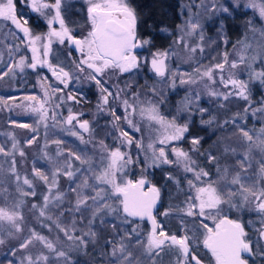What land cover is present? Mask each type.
Wrapping results in <instances>:
<instances>
[{"label": "snow or ice", "instance_id": "1", "mask_svg": "<svg viewBox=\"0 0 264 264\" xmlns=\"http://www.w3.org/2000/svg\"><path fill=\"white\" fill-rule=\"evenodd\" d=\"M19 0H0V24L10 23L16 30L23 33V40H27V45L32 52L30 58L21 56L19 61L14 66L9 67L7 72L0 74V78L7 76L10 73L15 75V69H19L21 72L25 68H31L36 70L39 67H48L52 72V75L64 85V88L68 87L69 80L73 78L69 71H66L64 67L53 65L49 62L47 57L52 50L53 39L60 44L66 42L70 45H74L75 48L81 53L82 59L76 64V70L83 73L85 66L91 71L88 74V78L94 80L101 89V101L102 105L109 104V97H113V93L103 86L102 77L106 71L118 70L120 73L132 72L134 69H138L141 66V58L137 54V49L147 45L148 40H141L137 33L138 16L136 10L130 5L129 0H87L88 3V18L91 22V30L87 36L78 39L71 30L66 26L65 20L61 15V0H55L54 3L45 2V0H24V3L31 8L33 12L39 13L47 19L49 31L46 35L35 34L33 30L28 26V20L22 18V14L18 13L17 3ZM249 7L257 8L259 15L264 19V2L259 4L256 0H249ZM49 11H45V10ZM55 10V15H51V11ZM212 10H219L224 13L229 12V8L223 4L217 3V0H213ZM49 15L51 18L48 19ZM54 23L59 24V29L54 27ZM201 25L199 23H191V31L195 32ZM264 36V32L261 33ZM201 39L203 36L201 35ZM46 41V42H45ZM40 45L38 47L37 45ZM251 48L250 44H244L240 52L237 54L238 59L229 61V54L225 52L223 54V60L214 65L205 67L203 71L200 68L195 69V72L199 74L200 79L207 78L212 85L219 83L228 88L229 85L236 91H230L227 93H220L212 90L209 84H205L210 96H223V99L227 100L230 96H239L240 98L248 101L250 96V89L248 82L235 78V74L230 73L225 77L224 70L225 65H228L231 69H236L238 65L244 64L247 70L250 71V79L253 77L259 79L261 84H264V70L255 72L252 69L248 58L245 54L248 49ZM42 49V55H41ZM191 52H195L196 48L190 49ZM203 51V48H200ZM257 54L250 57L255 62L259 57L264 55V44H259L256 50ZM11 54V53H10ZM43 57V58H42ZM168 58V52H156L152 55L151 70L157 77L162 80L171 78V87H176V77L180 76V84L196 83V80L189 74L188 78H184V74H178L173 72L166 60ZM146 62V61H145ZM219 75L217 80L214 73ZM43 79H47L42 78ZM41 88L44 89L43 97L37 96H25L24 100L28 101L24 105L26 111H30L37 115L38 124H43L45 128L48 127L47 121L52 119L55 123L66 124L72 127L66 129L70 135L77 137L81 143L87 144L88 141L84 140L83 132H90L89 121L86 119L81 120L80 117L83 113H73L71 109L68 110V115L58 119V114L55 109H59L63 103L64 97L58 96L56 99L61 103L54 105L51 115H49V109L46 105L52 100L55 93L62 92L63 89L59 87H53L48 84L45 86L41 83ZM155 92V90L153 89ZM117 93L115 98H118ZM136 96V94H133ZM197 100L199 94H197ZM15 99V98H9ZM68 100H76V97L69 94ZM124 114L123 116L117 115L114 108L109 110V114L113 117V127L120 132L118 144L113 147H109L100 141V148L104 155L101 156V163L99 171L93 168L92 164L87 158L75 152H69L68 157L74 158L80 161L81 167L73 169V164L68 161L63 168L56 167L51 173L42 171L39 167L33 165L31 178L25 175L23 178L19 174H16V169L13 166L11 169L15 175L17 182V191L21 195L35 196L34 180L43 182L47 187V193L43 195V204H33L32 208L39 210V216L45 217L52 208H58L63 202L66 193L58 191L59 179L61 176H65L71 181L74 186L69 188V191L76 195L74 207L69 211L81 212L82 210H91L93 219L100 213L107 215L120 216L124 222L127 221V217L139 218V220H147L150 222V231L147 232L146 243H143V250L149 257L158 256L160 252L175 251L177 254L176 264H203L202 259L196 254L193 249V245L202 243L203 247L211 254L214 264H250V258L256 255V247L259 246V241H253L252 236L246 230V225L241 217L230 218L226 214L224 206L226 205L229 210L236 209L238 212L245 208V205H251L250 210L256 211L264 215V184L260 183L264 181V160L259 162V168L255 174L256 182L253 181V177L249 176L248 169L251 167V154L253 149H258L259 152L264 153V127L259 129L258 134L254 137L244 127H240V135L246 144V149L242 153V158L238 161L239 171H237L230 180L227 179L229 169L225 167L223 169V175L219 177V180H205V177L209 176V172L204 168L199 167L189 154L188 151H184L182 148L173 145V142H179L185 139V134L189 133L190 117L188 122L179 123L178 117L173 116L171 119L161 114L157 105L149 101L147 106H140L138 114L142 120H147L149 124L155 122L159 127L156 129L157 137L147 145V149L150 150L151 155L148 156L147 152L145 162L150 161L149 166L160 167L165 164H177L183 167L186 173H192V178L187 180L189 194L184 202L185 207L181 208L184 216L201 218L199 228L203 229L202 241L195 235L189 236L187 233L178 236L175 233H169L164 230L161 224L157 221L154 215L157 203L160 200L161 189L153 184L151 180L145 175H141L139 179H128L125 169L131 163H133L131 155L122 151V147H131L133 144L138 149L144 150V145L141 141L135 140L134 137L126 130H123L119 126L121 120L135 132L140 131V127L134 122L132 116L137 114V104H139V98L133 103H130L128 99L121 101ZM192 104V100L186 98L184 106L179 111H189V105ZM0 105L9 108L21 107L19 103L9 104L8 99L0 98ZM201 114L206 110L204 108L197 109ZM247 112L248 109H245ZM253 115L256 112L264 113V108L253 109ZM233 117L232 124L237 125V119ZM75 122V124H74ZM202 123L211 124L212 120H202ZM227 124L228 121H225ZM78 125V130H76ZM55 126V124L53 125ZM238 126V125H237ZM18 127L30 128L29 124H19ZM35 133L36 129H32ZM12 149H17V142L15 137H12ZM35 140V136L29 138L26 143L32 144ZM53 143L60 145L63 143L61 140H55ZM201 138L193 136L191 138V144L193 151L199 152V145ZM159 145V147H157ZM170 148V151L168 150ZM236 153L235 148L226 146L225 153ZM0 153L5 156L12 155L6 150L5 147L0 146ZM21 156L25 153L21 150L19 152ZM63 153L58 151L57 155ZM175 156V160L169 158V156ZM204 155V153H201ZM207 159L213 163L217 162V158L208 154ZM136 162H139L137 159ZM87 164L88 167L84 168L83 165ZM13 165L15 161L13 160ZM220 171L219 168L217 169ZM147 171V169H144ZM77 173H80V182L77 183ZM169 180H174L177 184L179 181L175 177L169 175ZM91 181V183H90ZM220 181H224L223 184ZM22 185H26L29 189L28 192L23 191ZM53 189H57V192L53 194ZM240 197V201L236 202V197ZM95 205L93 208L89 204ZM23 201L13 204L11 207H0V223L7 222L17 232L22 231L21 221L23 220V214L20 211ZM63 215V210H61ZM169 213L165 212L167 216ZM49 220L52 219L50 215H47ZM211 220L212 224L209 225L205 221ZM93 221L90 220L91 224ZM75 220L72 221L70 227L75 231ZM183 223V221H182ZM56 227L60 231L64 232L65 236L69 240L76 239L81 245H86L87 241L84 237L96 236L95 232L89 230L82 236H73L70 234L68 228L61 227L60 223H56ZM199 230V229H197ZM133 233H136V228L132 229ZM128 235V234H126ZM259 237L264 239V227L259 229ZM33 238L41 242L45 248L55 252L58 257H64L65 252L56 251L53 242L49 241L46 237L39 235L35 230H31V237L25 242L20 244V248L27 249L33 242ZM125 237H121L119 243H108L112 247L110 254L111 264H139V261L133 260L132 252L128 250V245L123 242ZM4 240L0 239V244H3ZM140 240H137V244H141ZM264 248V246H260ZM264 255V251L261 253ZM27 264H48L49 257L47 255L40 254L35 259L31 255L26 257ZM21 264H24L22 261ZM153 264H156L153 261Z\"/></svg>", "mask_w": 264, "mask_h": 264}, {"label": "rangeland", "instance_id": "2", "mask_svg": "<svg viewBox=\"0 0 264 264\" xmlns=\"http://www.w3.org/2000/svg\"><path fill=\"white\" fill-rule=\"evenodd\" d=\"M187 1L188 0L184 1L185 3L182 7V10L184 11L183 21L181 22L179 29L176 32V40L177 42H180L182 44V49H181L182 53L181 51L179 52L178 49L176 50V48H174V50H171L170 52L168 51V58L166 60V63L168 64L169 68L173 72H177L178 74H184L185 79H187L188 75L191 74L192 78L196 80V83H186L182 85L179 82L180 76L177 75L176 87L173 88L171 87V78L162 80L160 77H157L155 73L151 70L152 55L156 53L154 52L152 53V55H150V58H147V66H146L147 68H145V72L144 74L140 76V79L138 78V81L137 82L135 81L134 84L128 83V82L126 84L125 83L122 84L121 90L119 89L120 92L115 91L114 93L115 95H117L116 93H119L118 101L120 103V110L122 111V114H121L122 116L124 114V108H123L121 101L123 99H128L130 103H133L136 99V96H138L139 98V104L136 105L137 114H134L132 116V119L140 127V131L137 133H138V136H140V133H142L141 142L144 145V150L138 149L137 147H133L134 149L128 148V147H122V151L129 152V154L132 153L133 155L134 153L139 154L140 155L139 162L142 166H137L136 169L138 173L136 174V172L132 171L133 173L131 175L130 169H132L131 166L133 165V163L129 164L127 168L125 169V172L127 174L126 178L128 179H131L130 178L131 176L135 177L133 178V180L139 179L142 174L147 176V178L149 179L148 174L155 167V166H149L150 161L148 163L145 162L146 160L145 153L147 152L148 156L151 155L150 150L147 149V145L148 143L152 142L157 137L158 133L156 129L159 126L156 125L155 122H152L151 124H149L147 120L141 119V117L138 114L140 106H147L150 101L151 103L157 105V107L160 110L161 109L160 108L161 99L164 100V98L166 97L165 95L167 94V88L169 86V90L173 93V98L170 101H167L168 103L166 102V105L167 107L171 109L172 115L167 116L163 113L162 115H164L165 117L169 119H171L173 116H177L179 123H185L184 120L187 121V119L185 118H187L192 111L199 112L197 110L199 109V105L197 106V102H199V100L216 102V104L218 105L221 104V100L223 99V96H210L208 94V89L205 87V84H209L212 90L220 92V93L236 91L235 89H233L231 85H229L228 88H224V86L219 83L212 85L209 81H207V78H204L203 80H201L199 74L195 72V69L197 68H200L201 71H203L205 67L214 65L223 60V54H213L210 50H208L209 49L208 47L211 46V44L215 43L216 39L218 40L220 38L222 39L225 33V30L223 28V24H224L223 21L227 19L228 17H235V15L237 16V14L234 11V8L240 9V11L244 13V14H240V17H242V20H241L242 29L238 26L239 23L237 24L236 27H239L242 31H244L245 36L243 35V33H241L239 39L235 40L233 43L229 45L228 52H227L229 54V57H228L229 61L231 62L232 60L238 59L237 54L240 52L243 45L250 44L251 48H249L248 51L244 53L246 58H248V63L251 64L252 69H254L255 72L264 70V55L259 57L255 62H253L250 59V57L255 56L257 54L256 50H257L258 45L264 44V36L261 35V33L264 32V19L260 17L259 11L257 8L247 6L249 3V0H217V3L223 4L224 6H227L228 8L232 4L234 8L233 10L229 9L228 13H224L219 10L213 11L212 10L213 0H190L188 2ZM75 2L78 4H85L86 8L88 9L87 0H61V15H64L63 18L65 21L67 19L70 20V18H72V17H68L67 16L68 14H71L69 16H72V13H74L77 10V5ZM261 2H264V0H256L257 4ZM45 11L47 12L49 10L46 9ZM50 11H51V15H55L54 9ZM51 15H49L48 19L51 18ZM40 19L41 20H38L39 23H42V26L44 25L45 28L42 31H38L37 33L36 32L34 33L46 35L47 32L49 31L47 19L44 16H40ZM191 23H199L201 27L198 28L195 32H192L191 35H188L187 33L191 31V28H190ZM9 24L10 23L0 24V74L7 72L8 68L14 66L15 63L19 61L21 56L29 58V61L32 56V52L27 45V40H23L22 42L21 38L23 37V35L21 36V35H18L16 32H13L10 29ZM53 26L59 29L58 23H54ZM66 26L71 30L72 34H74L72 29L67 24ZM81 29L86 30L85 35H82L81 37L82 39L86 37L88 32L91 30V22L89 21V28L82 27ZM232 31L235 32V29H233ZM201 35L203 36V39H201ZM65 44L68 46L67 42ZM59 45L61 46L59 47ZM37 46L40 47L39 44ZM193 47L196 48L195 52L190 51V49ZM201 47L203 48L202 52L200 51ZM65 50L66 49L64 48V44H60L55 39H53L52 50L49 56L47 57V59L53 65L58 64L59 66L64 67L65 70L69 71L73 77H78V79L73 78L69 80L68 86L70 87L71 92H75L79 94L78 95L79 97L85 98L86 95L84 93L83 88H87L89 83L86 82L87 80L84 77L86 74L87 75L89 74V71L83 72L86 74H83V73L80 74L79 71L76 70L75 66H71L70 62L66 59ZM179 54L181 55V58H180L181 64L187 67L188 70H184L181 72L179 69H177L179 68L177 65L174 64L173 67L171 66L172 59L174 57L178 58ZM41 55H42V49H41ZM80 59H82V56L79 58H76V61L78 62L80 61ZM43 68L44 67H39V66L36 70H33L31 68H25L23 72H21L19 69H15V75H12L10 73V75L12 77L14 76L17 79V81H21L22 85L25 84L26 81L32 82V85H30V87H26L25 88L26 91L23 94H20V96L13 97L15 99H8V103L10 105L14 103H19L22 105L21 107H13L11 108V110H9V108L7 107L5 108L8 111L9 117L11 118V122L13 124L14 123H17L18 125L19 124H29L31 127L30 128L21 127L20 129L14 128V129H6V130L0 129V146L5 147L8 152L13 153L12 155H8V156H5L4 154L0 153V207H5V206L11 207L13 204L23 201V204L21 205V208H20L21 212L24 208V204L27 198H33L35 200L33 204L42 205L43 195L48 194L47 187L46 185L43 184V182L39 180H34L33 183L35 185L34 190L36 192V195L35 196L21 195V193L17 191V182L15 180V175L13 174L11 170L13 166L16 169V174H19L21 178H23L25 175L31 178L32 168L34 164L35 166L39 167L42 171L49 173V174L56 167L63 168L66 162V158H68V161L73 164V169L77 167H81L80 161H77L74 158L68 157L69 152H75L81 155L82 157L87 158L89 162L92 164L93 168H95L97 171H99L100 163H101V158H99V156L96 157L94 151L88 148L90 146L83 145L77 137L70 135V133L66 130L72 126L66 125V124L62 125L60 123H55L52 119H49L47 121L48 127L45 128L43 124L37 123L38 117L36 114L25 110L24 105H26L28 101H25L24 97L25 96H37V97L42 98L44 89L41 88V83H44L45 86H47L48 84H51L50 80L48 81L46 80V82H44L41 79L40 77L41 75L39 74V71H41V69ZM114 71L116 70L110 69L106 71L105 75L101 78L102 83H106L107 85H110L113 88H114L113 86L114 83H112L111 81H116V79L118 78L117 76L113 79L114 76H112V72L114 73ZM41 72L43 73V71ZM230 73L235 74V78L248 82V87L250 91L252 89V93L249 96V103L247 107L249 109L250 114L253 117L252 123L256 124L255 121H258L259 123L257 124H259V129L261 127H264V113L256 112L255 115H253V111H252L253 109L264 108V103H262L264 102V95H263L264 84H261L260 80L254 77L250 79V71L247 70L244 64L238 65L236 69H231L228 65H225V70L223 74L225 75V77H227ZM123 74H126V73H123ZM214 75L216 76L218 80L219 79L218 72L214 73ZM52 80L55 82L57 81L55 79H52ZM53 81H52L53 84L51 85H56L57 87L62 85L59 83V81H57V83H54ZM107 87L109 91L113 92L111 90V87L109 86ZM118 87H120L119 84H118ZM153 89L155 90V92L153 91ZM133 94H136V96H134ZM197 94H199L198 100L196 98ZM58 96H61L60 92L55 93L53 95L52 100L46 105V107L49 109V115H51V111L53 110L54 105L57 103H61L60 100L56 99V97ZM235 97H238V96H235ZM186 98L192 100V104L189 105V111H179L178 112V109L183 108ZM66 102L67 101L63 100L61 107L59 109H55V111L58 114H60V116H58V119L62 117H66L68 115V109L65 110ZM101 102L102 101L100 98L97 104V109H96L97 113L95 114V117H93L92 120L91 118L86 119L89 121V126H90L91 131L83 132V133H85L86 136H89V137L91 136V134L93 135V137L96 135L103 136L101 137V140H105L106 145L113 147L118 144V140L116 138L119 137L120 133L114 132L113 127L111 126L113 124L111 123L110 120H107V118L102 112L103 106L99 104ZM165 108L166 107H164V109ZM116 112L119 113L118 111ZM171 112L170 113L166 112V113L171 114ZM80 119L83 120L85 118L80 117ZM100 121L102 122L101 127H103V130H104L102 134H100L101 132L100 129H96V127H98V122ZM122 122H123V126H122L121 121L119 122L120 128H123L124 130H128L129 132L135 133V131L129 128L124 123L123 120ZM54 124L55 126H53ZM33 128L36 129L35 133L32 131ZM259 129H258V132H259ZM76 130H78L77 127H76ZM13 136L15 137V141L17 142V149L15 151L12 149V143H13L12 137ZM33 136H35V138L40 137L41 139H40L39 146L37 148L36 147L33 148L32 167L31 169H27L26 166L24 165V161L20 160L19 162L20 166H19L17 164L16 158H17V155H19V152L21 150L23 151V143L21 142L20 138H25L28 140L29 138H32ZM27 140H25V143ZM55 140H61L63 141V143L60 145H57L53 143V141ZM157 147H159V145H157ZM245 149H246L245 142H241L240 154L238 156H235L236 164L232 166L227 165V168L229 169L228 177H227L228 180H230L232 176L237 171H239L238 161L242 158V153L245 151ZM168 150L170 151V148ZM58 151L62 152L63 154L58 156L57 155ZM100 151L98 152L100 153ZM169 157H173L175 159V156L171 154ZM136 159H138V156H136ZM13 160L15 161V165H13ZM262 160H264V153L259 152L258 149H253V152L251 154V160H250L251 168L248 169L247 174L249 176H252L254 179L253 181H250L249 183L256 182L255 174L258 171L259 162ZM134 161H135V158H134ZM83 167L87 168L88 165L85 164L83 165ZM144 169H147V171H144ZM221 175H223V172L222 174H220V176ZM62 177L65 179V181L62 184L64 186L66 184V188H67V190L66 189L62 190L61 182L59 181L58 191L66 193L63 202L60 204L58 208H52L51 211L48 212L47 215H50L52 217L51 220L47 218V215L45 217L40 218L39 210L36 209L37 218L39 219L38 221L39 227L36 229H31V230H35L39 235H42L46 237L49 241L53 242V244H54L55 239H57L59 235L61 234H62L61 236H63L64 239L69 240L68 237L65 236L64 232L60 231V229L56 227V223H60L61 227L68 228L70 234L73 235L74 237L82 236L85 232H89V230H91L92 232L96 233V236L94 239L92 237H84L85 240L87 241V244H86L87 246L89 244H92L93 246L94 243H96L99 240V236L102 235L103 232H106L109 229L112 233L124 230V227L123 226L120 227V224H119V222L123 221V219H121L120 216H117L114 214L107 215L102 212L93 219L91 210H82L81 212L72 211L71 213L69 214L67 213L66 215H64V211L67 212L68 207H70L71 209L74 207L76 195L69 191V188L74 186V184L71 181H69L67 177L65 176H62ZM79 178H80V173H77V179H76L77 183L80 182ZM220 183L223 184L224 181H220ZM260 183L264 184V181H261ZM21 187L23 188V191L25 192L29 191L26 185L21 184ZM181 189L182 188H180V191ZM189 191L190 190L188 189L184 193L185 195L181 196V199L179 200L178 203H173L171 201L170 202L164 201L161 204L162 205V210L160 212L161 216H164V213L167 212L168 210L167 206H169V204L174 205L173 210L172 209L169 210L171 213L180 211L181 209L179 208L180 206L185 207L184 202L187 199V194H189ZM56 192H57V189H53V194H55ZM167 193L168 192L166 190L164 197L168 196ZM180 193H182V191ZM239 201H240V197L238 196L236 202H239ZM89 204L92 205V202L89 201ZM92 207L94 208L95 205H92ZM224 208H225V212L227 215L228 213H230V211H232L234 214H238V217H243V212H245L246 210H250L251 205H245V208L239 212L236 209L229 210L226 205L224 206ZM61 210H63V215L60 214ZM250 212H252V214L257 218L256 220L257 223L252 222V221H246V222L244 221L246 225V229H250L252 226L255 225V223L257 224V226H259L257 230L251 228L250 230H248V232L249 234L250 233L252 234L251 236H253V233L256 235L254 241H257V240L259 241V246H254L256 247V251H264V248L260 247V246H264V239H261L259 237V229L261 227H264V215L257 213L256 211H252V210H250ZM178 215L181 216V218L187 217V216H184L183 212H179ZM191 218L193 217H188L189 220ZM73 220H75L76 222L75 231H73L72 228L70 227ZM90 220L93 221L91 224L89 223ZM210 221L207 220L205 222H208L210 224L211 223ZM106 224H108L109 227L106 226ZM54 226L56 228V231L54 232V234L53 232H51L52 237L54 238L53 239L51 235H48L42 230H51L50 227L52 228ZM113 226H119V227L113 228ZM110 227H112V229ZM183 229L186 230L189 236H192V235L197 236L196 234H198V230L193 229L192 227H188V228L183 227ZM14 230L15 229L11 225H9L7 222L0 223V239H2L5 236L12 235ZM58 230L61 233H58ZM148 231H150L149 227H147L146 229L145 228L139 229V233H143V234L146 233V236H145L146 240H147ZM100 232H102V234H99ZM199 232L202 233L203 229H200ZM27 236L28 237L25 238L23 242H25L27 239L31 237V231ZM137 240L142 241L143 239H140L139 235H137V236H134L133 238H127L123 241L125 244L128 245V250L132 252L134 262L136 261V258L138 256L137 252L139 248L143 246L142 243L137 244ZM120 241L117 240L118 243ZM30 245L31 246H29L27 249L20 248V250L17 252L16 255L10 254L8 257L9 260H6L5 262H1L0 264H21L22 261L24 262V264H27L26 257L31 255L32 258L35 259L40 254L47 255V256L50 254V256H54L56 259L55 260L56 262L54 264H67L66 255L64 257H58L55 252L48 250L47 248L44 247V245L41 242L35 240L34 238H33L32 244ZM106 247H107L106 255L110 257L112 247L111 245H108ZM55 249L56 251L64 252L61 249L60 250L57 248ZM165 251H169V250L165 249ZM169 252H172V251H169Z\"/></svg>", "mask_w": 264, "mask_h": 264}, {"label": "trees", "instance_id": "3", "mask_svg": "<svg viewBox=\"0 0 264 264\" xmlns=\"http://www.w3.org/2000/svg\"><path fill=\"white\" fill-rule=\"evenodd\" d=\"M184 1L186 0H129L130 5L136 10L137 16H138V24H137V33L138 37L141 40H148L149 43L147 45H144L141 48V53H140V58H141V65L138 69H134L132 72L123 74L120 73L118 70L112 72L113 79L118 76L116 81H111L114 83V88L110 85H107L106 83H103V86L108 89L107 86L111 87V90L113 91V97H109V104L108 105H102V102L99 103L103 106L102 112L107 118V120H110L111 123L113 124V117L109 114V110L114 108L117 113V115H121L122 111L120 110V103L118 101V98H115L116 95L114 94L115 91L121 90L122 84L128 83H133L138 81V78L140 79V76L144 74L145 68H147V58H150V55L154 52H164V51H171L176 48L178 49L179 52L181 51L182 53V44L180 42H177L176 40V32L179 29V26L181 22L183 21V14L184 11L182 10V7L184 5ZM190 1V0H188ZM187 1V2H188ZM231 4V3H230ZM79 6H77V11H78ZM232 4L229 6L230 10H233ZM235 17H228L223 21V28L225 30V33L219 40L216 39L215 43L211 44L209 46L208 50H210L213 54H224L225 52H228V47L231 43H233L235 40H238L240 37V34L243 33L245 36L244 31H242V26H241V20L242 17H240V14H244L243 12L240 11V9H235L234 8ZM71 14H68V17L70 20H66L65 23L72 29L73 33H76V35H79L82 37V35H85L86 30H82V27H88L89 28V21H86V19L81 16H77L74 13H72V16H69ZM244 20V19H243ZM31 23H28V26L33 30V32H38L44 30V25L42 26V23H36L35 20L29 21ZM239 23V27H236L237 24ZM86 25V26H85ZM10 29L13 32H16L18 35H23L22 32H19V30H16L14 26L10 25ZM244 28V27H243ZM235 29V32L232 30ZM240 32V33H239ZM207 40V39H206ZM176 46V47H175ZM64 48L66 49V55L68 56L67 60L70 62L71 66H75L78 63L76 59L71 55V52L69 50V47H67L66 44H64ZM70 55V57H69ZM181 55H178L177 57H174L171 62V66L173 67L174 64L177 65L181 72L184 70H188L187 67L183 66L181 64ZM146 61V62H145ZM5 62V61H4ZM175 68V67H174ZM85 71H91L90 69H87L85 67ZM82 74L81 72H79ZM39 74L41 75L42 78H47L43 79L44 82L46 80H50V83H52V78L51 75L46 74L45 72L39 71ZM86 74V73H83ZM81 78V77H80ZM85 79L87 80L88 86L87 88L84 89V93L89 94L88 98V103L84 105H79L76 103V100H68L67 96L71 94L70 87L68 86L67 88H64L63 85L58 86L63 89L62 92H60L61 96L64 97L66 102L65 105V110L66 109H71L72 112L74 113H83L81 117L85 119L95 117V114L97 113V104L102 96L100 86L96 84L94 80H91L88 78V75H85ZM52 80V81H51ZM126 80V82H125ZM124 81V82H123ZM54 83H57V81H53ZM120 87H118V84ZM32 85V82L26 81L25 84H21V81H17V79L10 74L7 76H4L3 78H0V98H13V97H18L20 94H23L26 90V87H30ZM90 85V87H89ZM136 85V84H135ZM53 87H57L56 85H53ZM144 88V87H143ZM120 89V90H119ZM123 89V88H122ZM109 90V89H108ZM252 93V89L250 91V95ZM117 94V93H116ZM264 95V93H263ZM166 97L164 100L161 99V114H165L167 116L172 115L171 109L167 107L166 102L170 101L173 98V93L169 90V86L167 88V94L165 95ZM168 103V102H167ZM249 103V100L246 101L242 98L235 97H229L227 100L222 99L221 104H216V102H211V101H206V100H199L197 102V106L199 105V108H204L206 111L201 114L200 112H191L190 115L185 118L187 119L184 120L185 122H188L189 117H190V124H189V133L185 134V139L179 142H173V145L178 146L182 148L184 151H188L189 154L191 155L192 159L196 161V164L204 168L206 171L209 172V176L205 177V180H219L220 174H222L223 169L227 167V165H235L236 160L235 156H238L240 154V149H241V142H244L241 135L239 128L244 127L246 130L250 132L254 137L257 135L258 129H259V123L258 121H255L256 124L252 123V115L249 112V109L247 107ZM264 103V102H262ZM261 103V104H262ZM0 129L6 130V129H14L18 128L20 129L21 127H18L17 123H12L11 118L9 117L8 111L6 108L2 105H0ZM164 107H166L164 109ZM245 109H248L246 112ZM169 110V111H168ZM165 112V113H164ZM166 112L171 114H167ZM237 114H239V118L237 119V125L232 124V119L233 117H236ZM122 116V115H121ZM212 120L211 124H206L202 123V120ZM225 121H228L226 124ZM101 122V121H100ZM98 122V127L96 129H100L102 134L103 127H101L102 122ZM122 126L123 122L121 120ZM113 127V125H111ZM120 126V125H119ZM123 129V128H121ZM113 130L115 133H120L117 129L113 127ZM124 130V129H123ZM81 131V130H80ZM98 131V130H97ZM96 131V132H97ZM128 131V130H126ZM129 132V131H128ZM135 140H142V133H140V136H138V133H132L129 132ZM81 134L84 137V140L88 141L87 144L82 143L85 146H90L88 148L92 149L95 153V156H99L101 158L104 153H102L101 148H100V141H103L105 144V140H101V137L103 136H94L91 134V138L89 136H86L83 131H81ZM193 136H197L201 138V143L199 145V152L193 151V146L191 144V138ZM108 138V137H107ZM21 142L23 143V152L25 153L24 156H21L20 154L17 155L16 161L17 164L20 166L19 162L24 161V165L26 166L27 169H31L32 167V161H33V148L38 147L40 143V137H36L34 142L32 144H26L25 143V138H20ZM106 139V138H105ZM24 141V142H23ZM80 141V140H79ZM81 142V141H80ZM115 145V143H114ZM231 147L236 149V153L233 154L232 152L225 153V147ZM111 147V146H109ZM136 147L135 144H133L131 147L128 148H133ZM134 149V148H133ZM132 149V151H133ZM100 151V153L98 152ZM129 153V152H128ZM201 153H204V155H201ZM208 154H212L217 158V162L213 163L207 159ZM132 160H133V165L131 166L132 169H130V174L132 175L133 172H137L136 167L137 166H142L140 162H136V156H138V159L140 157L139 154L130 153ZM135 158V161H134ZM172 160H175L173 157H169ZM140 164V165H139ZM155 168V167H154ZM152 169L151 172H149V180L156 186H158L161 189V196L159 200V206H158V212L156 213V218L158 222L161 223L162 227H164V230L169 233H175L178 236L184 235L186 232L183 227H192L193 229H202L199 228L201 218H191L190 220L188 217L181 218V216L178 215L179 212L177 211L174 213H171L169 210L172 209L174 205L169 204L167 206V212L169 211V214L167 216H161L160 212L162 210V203L164 201L167 202H173V203H178L179 200L181 199V196L185 195L184 193L189 189L187 186V180L192 178V173H186L183 170V167L181 165H177L175 163L173 164H165L164 166L161 165L160 167H156L155 169ZM219 168V172L218 169ZM251 168V167H250ZM249 168V169H250ZM133 171V172H132ZM171 175L176 178V180L179 181V184H177L174 180H169L168 176ZM131 179L135 178L134 176L130 177ZM59 181L61 182V189L62 190H67L66 184L65 186L62 184L65 179L61 176ZM180 188L182 193H180ZM167 190V197H164L165 192ZM180 193V195H179ZM188 195V194H187ZM238 196L236 197L237 201ZM33 198H27L24 208L22 210L23 214V220L20 222L22 231L17 232L14 230L12 235L5 236L2 239L4 240L3 244H0V263L5 262L6 260H9V255L13 254L16 255L17 252L20 250V244L23 243L24 239L27 238L28 234L30 233L31 229H36L39 227L38 221L39 219L37 218V211L36 209L34 210L32 208V205L34 203ZM67 205V204H66ZM64 205V206H66ZM179 208H183V206H180ZM71 209L70 207L67 208V212L64 211V215L67 213H71L72 211H69ZM230 218H237L238 214H234L232 211L228 213ZM41 218V217H40ZM245 222L246 221H252L257 223V218L250 212V210H246L243 212V217H241ZM128 222L120 221V227L123 226L124 230L118 231L115 233H112L109 230L106 232H100L99 234H102L99 236V240L92 244L87 245H81L78 240H66L64 239L63 236L59 235L57 239L54 241V247L57 249H61L66 253V258H67V264H111V257H108L106 255L107 250L106 246L110 245L108 242L111 241L113 243H118L117 240H121V237L127 238H133L134 236L139 235L140 239H143V243L146 242V233H139L140 228H147L149 227L150 230V225L146 221H141L139 219H135L132 217H127L126 218ZM184 222L182 223V221ZM107 221V220H106ZM210 221V220H209ZM109 222V220H108ZM212 224V221H210ZM116 223V222H115ZM255 223L254 226H252V229H258L259 226ZM115 225V224H114ZM140 227H139V226ZM108 226V224H106ZM138 226V227H137ZM99 227V226H98ZM109 227V226H108ZM119 226H113V228H118ZM112 229V227H110ZM136 228V233L132 232V229ZM249 228V227H248ZM250 228V229H251ZM51 230H42L48 235H51L52 233L56 231L55 226L50 227ZM247 229V230H250ZM198 230V232H199ZM138 231V232H137ZM58 233H61L58 230ZM128 234V235H126ZM188 234V233H187ZM189 235V234H188ZM197 236H201V232L196 234ZM250 235H252L250 233ZM253 236L256 237V235L253 233ZM53 238V237H52ZM201 238V237H200ZM54 239V238H53ZM124 239V240H125ZM123 240V241H124ZM31 246V245H29ZM164 252V253H163ZM160 252L158 256H152L149 257L144 253L143 246H141L137 252V258L136 261H139V264H153V261L156 262V264H176L177 261V254L175 252H169V251H163ZM166 252V253H165ZM262 251H257L256 252V257L253 259L257 258L258 264H264L261 261V258L264 256L261 254ZM49 260L48 264H54L56 261L54 256L48 255ZM176 257V258H175ZM264 260V258H263Z\"/></svg>", "mask_w": 264, "mask_h": 264}, {"label": "flooded vegetation", "instance_id": "4", "mask_svg": "<svg viewBox=\"0 0 264 264\" xmlns=\"http://www.w3.org/2000/svg\"><path fill=\"white\" fill-rule=\"evenodd\" d=\"M45 2H48V3H54L55 0H45ZM75 3H76V2H75ZM76 5L79 6V8H78V11L76 10V11L74 12V14L77 15V16H81L82 18L84 17V18L86 19V21H90L89 18H88V12H87V8H86L85 4H78V3H76ZM17 10H18V13H21V14H22V18H23V19H27V20H28V23H31V22H29V21H32V20H35L36 23H39L38 20H41V19H40V16H41V15L38 14V13H36V12H33V11L31 10V8H30L29 6H27V5L24 3V0H19V2L17 3ZM62 16H64V15H62ZM22 34H23V33H22ZM73 35H74L76 38L81 39V36L76 35V33H74ZM60 46H61V45H59V47H60ZM67 47H69V50H70V52H71V55H72L75 59L81 57V53H80L78 50L74 49V48L72 47V45L68 44ZM136 51H137V54H138V56H139L142 50L139 48V49H137ZM65 57H66V59L68 58L67 55H66ZM69 57H70V55H69ZM78 62H79V61H78ZM85 67H86V66H85ZM41 71L45 72V73L48 74V75H51V78L56 80V78L52 75V72L49 71L48 67L45 66L43 69H41ZM41 71H40V72H41ZM132 71H133V70H132ZM126 73H129V72H126ZM84 78H85V77H84ZM86 82H87V81H86ZM71 95H73V96L76 97V103L79 104V105H84V104L88 103L89 94H86V93H85V95H86L85 98H81V97H79V96H78L79 94H77V93H75V92H72ZM74 124H75V122H74ZM76 127L78 128V125H76ZM144 221H145V220H144ZM146 222H147V221H146ZM147 223H148V222H147ZM148 225H149V224H148ZM246 230H247V229H246ZM247 231H248V230H247ZM198 233H199V232H198ZM196 237H199V239L202 241V238H203L202 235H201V236H196ZM200 237H201V238H200ZM252 239H253V241H254V240H255V237L252 236ZM193 249H194V251L196 252V254L202 259L203 264H214V262L212 261V258H211V254L208 252L207 249H205V248L203 247L202 243H199L198 245L194 244V245H193ZM256 252H257V251H256ZM256 255H257V254H256ZM256 255L250 258V264H258V262H256V261H257V258H256V259H253L254 257H256ZM261 261L264 263L263 257L261 258Z\"/></svg>", "mask_w": 264, "mask_h": 264}, {"label": "water", "instance_id": "5", "mask_svg": "<svg viewBox=\"0 0 264 264\" xmlns=\"http://www.w3.org/2000/svg\"><path fill=\"white\" fill-rule=\"evenodd\" d=\"M72 47H73L74 49H76L74 45H72ZM76 50H77V49H76ZM81 131H82V130H81ZM158 203H159V201H158ZM158 203H157L156 209L154 210V215H155V216H156V212H157V210H158ZM135 219H139V218H135ZM145 221H147V220H145ZM147 222H148V221H147ZM148 224L150 225V222H148ZM150 227H151V225H150Z\"/></svg>", "mask_w": 264, "mask_h": 264}, {"label": "bare ground", "instance_id": "6", "mask_svg": "<svg viewBox=\"0 0 264 264\" xmlns=\"http://www.w3.org/2000/svg\"><path fill=\"white\" fill-rule=\"evenodd\" d=\"M157 213V212H156Z\"/></svg>", "mask_w": 264, "mask_h": 264}]
</instances>
